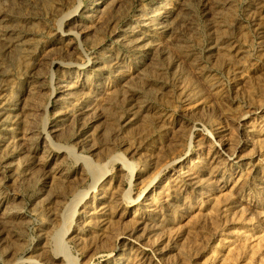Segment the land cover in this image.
<instances>
[{"label": "rangeland", "instance_id": "374dc122", "mask_svg": "<svg viewBox=\"0 0 264 264\" xmlns=\"http://www.w3.org/2000/svg\"><path fill=\"white\" fill-rule=\"evenodd\" d=\"M0 264H264V0H0Z\"/></svg>", "mask_w": 264, "mask_h": 264}]
</instances>
